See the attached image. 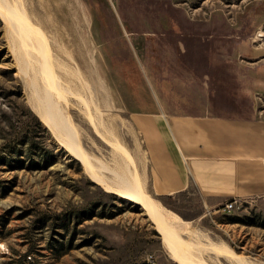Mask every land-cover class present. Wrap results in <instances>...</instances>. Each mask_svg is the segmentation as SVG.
I'll list each match as a JSON object with an SVG mask.
<instances>
[{
  "label": "rangeland",
  "instance_id": "obj_1",
  "mask_svg": "<svg viewBox=\"0 0 264 264\" xmlns=\"http://www.w3.org/2000/svg\"><path fill=\"white\" fill-rule=\"evenodd\" d=\"M2 1L26 14L49 50L27 46L22 37L29 30L21 35L0 15V264H179L144 209L92 181L44 125L33 84L39 86L50 65L65 96L62 110L112 185H123L115 173L127 155V164L134 161L127 169L181 239L194 245L190 250L210 264H264V198H237L223 209L191 186L157 194L133 116L150 109L144 68L148 56L159 59L145 38L149 19L173 15L174 3L182 6L180 15L208 20L202 31L232 34L233 79L246 82L234 86L252 89L264 107L255 69L264 55V0Z\"/></svg>",
  "mask_w": 264,
  "mask_h": 264
},
{
  "label": "crops",
  "instance_id": "obj_2",
  "mask_svg": "<svg viewBox=\"0 0 264 264\" xmlns=\"http://www.w3.org/2000/svg\"><path fill=\"white\" fill-rule=\"evenodd\" d=\"M170 5L173 15L149 19L145 38L159 59L146 55L151 106L133 115L153 189L174 195L191 186L212 208L264 198V107L252 89L234 86L246 82L233 79V36L202 31L208 20ZM255 69L264 89V55Z\"/></svg>",
  "mask_w": 264,
  "mask_h": 264
},
{
  "label": "bare ground",
  "instance_id": "obj_3",
  "mask_svg": "<svg viewBox=\"0 0 264 264\" xmlns=\"http://www.w3.org/2000/svg\"><path fill=\"white\" fill-rule=\"evenodd\" d=\"M0 15L3 18V20H5V22H7L9 24V26L11 25V26L15 27L17 29L16 31L20 32L21 35H22V33L26 32V31H23V29H28L30 32V36L24 35L22 37L23 42L26 43L27 46H32V47L34 46L35 48H37V50L40 53L48 55L49 48H48L45 40L43 39L41 34L36 32V30H34V27L32 28V25H30L31 23L28 22L27 16H25L26 14L25 15L23 14L22 10L20 11V9H18V7L13 8L12 6L11 7L6 6L3 3V1L0 0ZM18 32H16L17 36H19ZM35 41H37V42L39 41V44H42V48L38 47L39 45L36 44ZM22 45H23V43H22ZM43 47H45V51H44ZM25 49H30V48L25 47ZM41 59L42 58H40V60ZM44 60L45 59H43L42 62H44ZM36 61H37V59H36ZM44 63H42V65ZM50 66H48L49 68H47V70H45V71H47V74L43 75L44 73L41 72L42 73L41 76L43 75L44 79L42 82H39L40 83L39 86L37 84H33L34 88H35V91H33L34 96H35L34 98L37 100V102L35 103L34 106L38 108L37 109L39 111L38 114H40L42 116V121H43L44 125L46 126V128L52 132L55 139L62 146H64L71 154H73L77 159H79L83 163L84 167L86 168V171L88 172L89 178L92 181L99 184L101 187H103L107 191L114 192L116 194L123 196L124 198H127V199L135 202L136 204L140 205L141 208L144 209L145 213L149 216V219L154 224L155 229L160 233L162 243L165 245V247L169 251L171 258H174L179 264H210V263H207L205 260L202 259V257L199 255L200 252H199V254H197V252L194 253L192 250L189 249V248H191V246L193 247L194 245L181 239V237H180L179 233L176 231V229L168 223V219L170 218L169 215L164 214L161 211L162 208L160 209L159 208L160 206H158L148 196V194H146L142 190L143 188H141L142 186H141L139 179H137L138 177L136 178V176L132 173L133 172L132 170L130 171L127 169V165L130 162L129 161L127 164V159H126L127 155H126V158L124 160L120 156L121 159L123 160V162H122L123 164L122 165L119 164L120 171L115 173V175L117 177L121 178L120 180H122V182H119V183H122L123 185H121V186L118 184L112 185L105 178V176L100 172V167H104V166L101 164H100L101 166L96 164L93 161L92 157H90V155L86 152V150L84 149L82 142L78 136L79 134L77 133V128L71 122L69 115L66 112L67 110H65V111L62 110L63 107H61V104H62L61 102L65 96L63 97L64 94L63 95L61 94V91H60L61 89H59V88H61V87H59L60 82L58 83L55 75L53 74L54 72H52V71H54V69H51L52 66L51 67ZM33 71H36V70H33ZM31 82H32V80H31ZM63 102H64V100H63ZM66 105H67V103H66ZM62 111H64V112H62ZM92 123H95V121ZM105 138L107 139L108 137H105ZM109 140H110V143L112 145H114L115 147H117V148L120 147L116 138H110ZM130 163H132V160ZM133 163H134V161H133ZM133 163L130 165H133ZM110 169H112V168H110ZM129 169H130V167H129ZM130 175H131L132 179H130L128 177ZM175 218H176V216H175ZM170 221H171V219H170ZM172 224H173V222H172ZM179 228H181V226ZM182 243L184 244V246H183L184 248H181V246H180V244H182ZM209 246L211 249L217 250V245L210 243ZM228 253H229V251H228ZM233 254H234V252H233ZM233 256H235V255H233ZM238 261L241 264H249L243 259H238ZM249 261L250 260H248V262Z\"/></svg>",
  "mask_w": 264,
  "mask_h": 264
},
{
  "label": "built area",
  "instance_id": "obj_4",
  "mask_svg": "<svg viewBox=\"0 0 264 264\" xmlns=\"http://www.w3.org/2000/svg\"><path fill=\"white\" fill-rule=\"evenodd\" d=\"M237 203V199H231L223 203V209H231Z\"/></svg>",
  "mask_w": 264,
  "mask_h": 264
}]
</instances>
